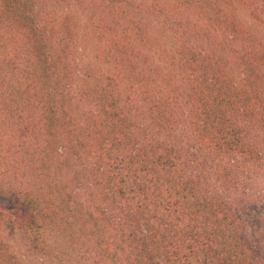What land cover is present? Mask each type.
Here are the masks:
<instances>
[{"label":"trees","instance_id":"16d2710c","mask_svg":"<svg viewBox=\"0 0 264 264\" xmlns=\"http://www.w3.org/2000/svg\"><path fill=\"white\" fill-rule=\"evenodd\" d=\"M255 26L264 0H0V264H264Z\"/></svg>","mask_w":264,"mask_h":264},{"label":"rangeland","instance_id":"374dc122","mask_svg":"<svg viewBox=\"0 0 264 264\" xmlns=\"http://www.w3.org/2000/svg\"><path fill=\"white\" fill-rule=\"evenodd\" d=\"M74 11L76 13H79L80 22H87L84 14L81 13L80 10ZM255 28L259 30L256 26ZM260 32L264 37V32ZM86 33V29H83L77 39V48L75 52V61L83 68L87 65H98V62L95 58L96 42L91 39H85L87 35ZM260 167L261 168L253 169L252 171H249L244 175V183L240 186L239 194L241 196L247 197L248 199H251L252 201H255L261 208L264 207V163ZM0 203L8 208L15 206V201L11 199L0 198ZM15 243L18 244L16 240ZM28 261L30 263H34V260L32 259L28 258Z\"/></svg>","mask_w":264,"mask_h":264}]
</instances>
